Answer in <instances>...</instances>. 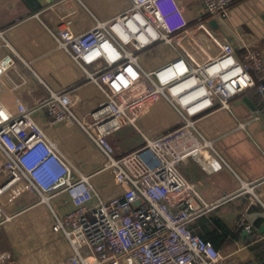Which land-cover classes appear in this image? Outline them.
Here are the masks:
<instances>
[{
	"label": "built area",
	"instance_id": "built-area-1",
	"mask_svg": "<svg viewBox=\"0 0 264 264\" xmlns=\"http://www.w3.org/2000/svg\"><path fill=\"white\" fill-rule=\"evenodd\" d=\"M192 1L187 9L179 0H129L109 18L97 17L87 0L49 5L58 46L106 96L80 116L72 110L79 100L74 86L24 102L28 64L0 31V49L8 50L0 56V88L15 102L9 110L0 99V225L15 226L26 240L58 234L69 245L65 264L223 263L222 253L190 226L215 204L200 198L178 164L191 156L214 169L211 142L196 122L250 88L264 104V54L210 30L208 24L229 15L233 0ZM158 99L178 115L177 125L154 137L142 132L140 142L117 152L108 136L125 125L139 131L136 121ZM54 125L82 130L105 156L100 168H78L49 136ZM103 170L116 186L110 195L92 181ZM259 180H241L239 189L253 193Z\"/></svg>",
	"mask_w": 264,
	"mask_h": 264
},
{
	"label": "crops",
	"instance_id": "crops-1",
	"mask_svg": "<svg viewBox=\"0 0 264 264\" xmlns=\"http://www.w3.org/2000/svg\"><path fill=\"white\" fill-rule=\"evenodd\" d=\"M53 1L55 0H0V31L3 38L9 42L14 54L22 62H26L39 78L36 79L28 74L29 79L20 92L25 103L32 104L45 99L50 91L57 92L74 86L79 96L78 102L74 105L75 110L83 114L105 99V94L93 81L84 77L79 78L74 70V75H70L63 82L52 79L50 69L55 60L47 64L48 59H45L52 58L51 55L59 51L63 52L62 55L70 64L82 69L63 47L58 46L52 34L57 21L49 7ZM179 1L187 9L192 7V0ZM87 2L96 16L101 18H109L118 10L129 6V0H87ZM228 14L222 23L212 24L214 27H221L217 37L231 42L235 47L241 43L247 48L251 45L257 46L264 54V0H233ZM78 18L85 27L91 25V19L81 9H78ZM6 51L8 50L0 49V56ZM31 60L37 62L35 70L30 66ZM24 66L27 69V66ZM87 82L91 83L93 91L96 92L86 100V103L84 102L85 109L82 110L79 105L83 95L78 89ZM39 83L45 84V87L40 86ZM37 86L40 87L42 94L38 97L33 92V88ZM244 94L256 106L255 109L248 107L242 101L241 95L233 96L229 108L215 107L197 121L200 123L198 128L211 142L212 148H209L207 153L213 159L214 169L210 170L206 163L204 165L191 156L185 157L178 164L184 177L194 183L200 198L215 204L194 216L190 226L194 232L204 229L218 231L220 237L217 249L224 257L222 264H264V104L255 89L250 88ZM0 99L7 109L15 108L13 95L9 91L0 88ZM66 126H49L47 131L62 152L75 164L71 155L77 159L79 154L67 149L66 132L70 131V128ZM171 126L168 125L158 132ZM79 130H76L78 136L85 139L90 147L101 152L87 135ZM136 130H129L132 136L139 134H136L138 138L133 142L126 139L116 142L114 132L108 136L109 141L117 152L128 149L140 142L142 132L145 133L141 129V131ZM145 134L150 136L148 133ZM81 162V168L77 167L83 172L97 169L93 162ZM259 178L261 180L254 187L253 193L239 189L241 180L253 181ZM99 183L103 187V195H110L116 187L109 171L103 175ZM226 194L232 195L225 197ZM245 225H250L249 231L245 229ZM59 238L63 247L62 262L65 264L64 259L69 251V245L62 237ZM30 240H33V237L26 240L15 226L8 223L1 224L0 262H5L1 259L5 252L9 256L16 249V242L23 244Z\"/></svg>",
	"mask_w": 264,
	"mask_h": 264
},
{
	"label": "rangeland",
	"instance_id": "rangeland-1",
	"mask_svg": "<svg viewBox=\"0 0 264 264\" xmlns=\"http://www.w3.org/2000/svg\"><path fill=\"white\" fill-rule=\"evenodd\" d=\"M208 26L210 30L216 34V36L221 31L220 26L214 27L212 23L208 24ZM43 34H45L44 31ZM5 36L7 37V34ZM62 53L59 51V53L51 55L52 58L46 57L45 59H48V62H46L47 64H49L51 60H55L52 62V69H50V75L52 79L56 82H63L64 80H67L70 75H74L73 70L75 74L79 76V78H85L86 75L84 74V71L70 64L68 60L62 55ZM36 64V61H30V66L33 68V70L36 69ZM26 70L29 72L28 74L30 76L33 75L36 77V79H39L28 66ZM44 78L48 80V78L45 76ZM39 84L40 86L45 87V84ZM78 91L81 93V95H83L82 102L79 105V107L83 110L85 109L84 104L86 103V100L91 98V96H93L96 91H93V87L90 82L82 84ZM33 92L37 97L42 95L40 87L38 86L33 88ZM75 109L76 106H73L72 110L77 113L76 115L80 116L81 114H79ZM178 122L179 117L174 112V110L171 109L162 99H158L157 102L150 106L149 110L145 114L139 117V119L136 121V125L142 131L148 133L151 137H154L158 135L156 133H159V130L164 129L168 125L175 126ZM199 124V122H196L197 127H199ZM64 126L65 125H63V127ZM66 127L70 128V131L66 132V135L68 136V139L66 140L67 149H72V151H76L79 154L77 159L71 155V158L73 161H75L76 166L80 167V163H82L81 161H90L91 163H95L97 169L100 168L105 159L104 154L97 149L90 147L85 139H83L81 136H78L76 130L79 129L76 125ZM132 129L136 130L135 126L125 125L120 127L119 130L115 131L114 135L116 136V142H120L121 140L125 139L133 142L136 138H138V133H136L137 135L134 134L133 136L129 133V130ZM1 162L2 156L0 157V163ZM105 173H107V170H103L101 173L92 177L93 183L97 184V189L102 195L103 187L99 182L103 179V175ZM26 197L29 198L31 195L26 193ZM54 202L58 203V200H54ZM16 204L19 205V201ZM59 239L60 238L57 234L48 233L35 236L33 237V240H30V242L23 244L16 242V249L13 250L9 256H2L1 259L5 262H0V264H63V247L61 239Z\"/></svg>",
	"mask_w": 264,
	"mask_h": 264
},
{
	"label": "trees",
	"instance_id": "trees-1",
	"mask_svg": "<svg viewBox=\"0 0 264 264\" xmlns=\"http://www.w3.org/2000/svg\"><path fill=\"white\" fill-rule=\"evenodd\" d=\"M195 233L199 234L204 239L210 240L212 242V244L214 245V247L217 249L220 235H219V233H218V231L216 229L215 230H213V229H211V230H209V229L205 230L204 229L203 231L198 230Z\"/></svg>",
	"mask_w": 264,
	"mask_h": 264
},
{
	"label": "water",
	"instance_id": "water-1",
	"mask_svg": "<svg viewBox=\"0 0 264 264\" xmlns=\"http://www.w3.org/2000/svg\"><path fill=\"white\" fill-rule=\"evenodd\" d=\"M241 99L248 107L250 108L252 107L254 109L256 108V106H254V104L252 103V101H250V99L248 98L246 94H242Z\"/></svg>",
	"mask_w": 264,
	"mask_h": 264
}]
</instances>
